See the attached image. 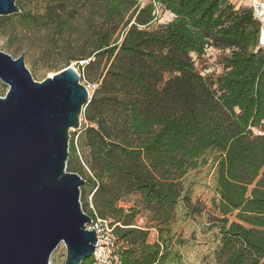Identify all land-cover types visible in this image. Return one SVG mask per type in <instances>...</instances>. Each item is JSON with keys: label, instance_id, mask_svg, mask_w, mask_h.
I'll return each instance as SVG.
<instances>
[{"label": "trees", "instance_id": "obj_1", "mask_svg": "<svg viewBox=\"0 0 264 264\" xmlns=\"http://www.w3.org/2000/svg\"><path fill=\"white\" fill-rule=\"evenodd\" d=\"M16 3L19 13L0 16L7 47L21 37L27 44L14 52H37L56 71L85 61L96 85L77 145L70 133L66 169L84 180L83 211L113 226L117 264L168 261L182 178L207 152L216 154L215 264H264V48L252 7L231 0ZM158 9L172 19L158 23ZM206 48L221 53L217 75L196 69L193 55ZM132 195L151 226L134 224V208L120 205Z\"/></svg>", "mask_w": 264, "mask_h": 264}, {"label": "water", "instance_id": "obj_2", "mask_svg": "<svg viewBox=\"0 0 264 264\" xmlns=\"http://www.w3.org/2000/svg\"><path fill=\"white\" fill-rule=\"evenodd\" d=\"M19 12L16 0H0V16ZM0 81V264H51L60 243L62 264H81L97 239L81 206L84 180L66 162L90 92L72 64L36 81L23 53L2 50Z\"/></svg>", "mask_w": 264, "mask_h": 264}, {"label": "rangeland", "instance_id": "obj_3", "mask_svg": "<svg viewBox=\"0 0 264 264\" xmlns=\"http://www.w3.org/2000/svg\"><path fill=\"white\" fill-rule=\"evenodd\" d=\"M18 2L21 0H17ZM235 6H251L247 0H231ZM264 3V0H258ZM147 0H142L146 3ZM248 2L249 4L245 3ZM158 23H165L172 19V15L167 11H156ZM7 47L5 40L0 39V50L10 54L13 58L22 55V52H14L11 47L24 48L27 44L21 37L14 38L8 42ZM264 48V47H263ZM221 53L208 49L206 54L197 58L193 55L196 69L203 75H217L222 68L219 64V55ZM25 67L36 81H41L45 77L56 72L46 66L45 62L38 56L37 52L27 54L23 52ZM81 66L77 69L75 63H71L80 74L81 83H90V95L95 88V84L87 77L83 66L85 61L80 62ZM80 65V64H79ZM8 86L0 81V96H3ZM85 124L81 115L80 126L75 131L74 143L77 145V134L80 128ZM71 136V134H70ZM78 150V149H77ZM79 151V150H78ZM216 154L207 152L204 162L196 169L190 170L181 181L183 197L180 199L176 207L175 217L170 225L172 238V246L170 249V257L164 264H215L213 251L218 244L217 229L209 220L212 213L211 200L215 198L214 170H215ZM90 201V196L88 197ZM124 208L133 207L135 217L133 223L139 226H151L149 222V214L140 204L138 195H132L127 200L120 202ZM91 206V205H90ZM157 237L155 229H149V241L153 242ZM65 258V246L60 243L53 251L50 262L51 264H62Z\"/></svg>", "mask_w": 264, "mask_h": 264}, {"label": "built area", "instance_id": "obj_4", "mask_svg": "<svg viewBox=\"0 0 264 264\" xmlns=\"http://www.w3.org/2000/svg\"><path fill=\"white\" fill-rule=\"evenodd\" d=\"M251 7L255 18L261 22L259 29L258 44L264 47V3L258 0L251 1ZM211 48H206V51ZM206 54V53H205ZM87 89H90V83H83ZM258 133H260L258 131ZM88 229H94L96 233V243L92 252L93 264H117L118 241L113 232V226L109 221L100 218H91L87 224Z\"/></svg>", "mask_w": 264, "mask_h": 264}, {"label": "crops", "instance_id": "obj_5", "mask_svg": "<svg viewBox=\"0 0 264 264\" xmlns=\"http://www.w3.org/2000/svg\"><path fill=\"white\" fill-rule=\"evenodd\" d=\"M247 1L250 3L251 0H247ZM248 2H245V3L249 4Z\"/></svg>", "mask_w": 264, "mask_h": 264}]
</instances>
